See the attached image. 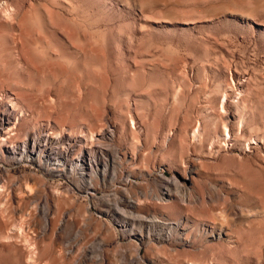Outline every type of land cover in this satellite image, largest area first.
Listing matches in <instances>:
<instances>
[{
  "label": "rangeland",
  "instance_id": "rangeland-1",
  "mask_svg": "<svg viewBox=\"0 0 264 264\" xmlns=\"http://www.w3.org/2000/svg\"><path fill=\"white\" fill-rule=\"evenodd\" d=\"M12 102L13 141L43 131L80 139L71 157L106 150L97 182L113 192L128 168L141 201L57 195L79 176L7 162L0 264H264V0H0V113ZM160 172L190 178L188 203L151 198ZM108 208L145 226L183 213L193 246L151 242L139 260Z\"/></svg>",
  "mask_w": 264,
  "mask_h": 264
},
{
  "label": "bare ground",
  "instance_id": "bare-ground-1",
  "mask_svg": "<svg viewBox=\"0 0 264 264\" xmlns=\"http://www.w3.org/2000/svg\"><path fill=\"white\" fill-rule=\"evenodd\" d=\"M14 103L15 102H12V104H10V106H8L6 110H4L0 113V166L1 167L4 166L7 162H9V163H11V165H10L11 167H13L14 165L16 167V165H19V164H24L25 166L29 165V166H32L33 168L37 167L38 171L43 172V175L45 177H57L58 176V177H65L67 180H71V179H74L75 177L79 176V178H80L79 183L77 186H75V188L65 190L63 192L59 191L57 193V195H59V194L60 195H63V194H67V195L78 194L79 195V194H81L82 196L85 195L89 198H95V197H97L99 192H102L103 197L106 200L114 192V195L117 198L116 200L118 202L122 201L121 198H125V199H128V201L131 205L138 206L140 204L141 199H134L133 194L131 193V186H133L136 183L135 179L133 178V171L132 170H129L128 168L127 169H123V168L121 169V174H124L123 176H125V177L119 178L117 175V176H115L114 181H116V184H117V182L123 181V182H121V184H124V186H122V187L117 186L118 188L116 187L117 189H115L113 192L110 189H108L107 187H105V185H102V184L100 185L97 182V179L99 177H101V175L103 176L104 180L107 179L108 164H109V160H108L109 158L108 157H110V153L106 150L105 151L101 150V151H103V153L100 154V156H98V155H95L96 153L94 154L93 150H91V149H85L84 151H82L84 148L81 147L79 149V151H80L79 154L78 155L76 154L77 156L71 157V153L73 152L74 147H76L80 143V139H77L75 137L70 138L68 140H71V143H72V141H74V144H70V142H67L65 144V142H63L59 138H55V136L51 135L50 133L49 134L42 133L43 131L42 132L26 131L25 137L23 138L22 141H20V142L13 141L12 138L14 137L15 133L17 132L16 129L12 128V126H11L12 121L14 119L13 115L14 114H16V115L21 114V113L19 114L20 111L18 112V111L14 110L15 109V107H14L15 105H13ZM10 107L12 109H10ZM19 110H20V108H19ZM5 129H7L8 131L4 132ZM109 135L112 137L115 135L114 129L109 130ZM16 136H17V134H16ZM61 144H63V145L65 144L63 149L61 148ZM51 146L55 147V149L57 148V153L55 154L56 155L55 161H52V159L50 160L49 147H51ZM55 149H54V151H55ZM95 151H96V149L94 150V152ZM112 157H113V155H112ZM112 160L116 161V159H113V158H112ZM117 164H119V163H117ZM78 173H80V174L78 175ZM160 178L162 179L161 181H164L163 185L160 186L158 191L152 190L151 195H150L151 198L154 201H156V203L165 204L167 202V200L174 199V198L179 199L180 202H182V203H188L189 197L192 196L191 191L193 189V188L190 189V187L188 186L190 184V182H188L186 179L190 180L189 177L185 176V179L182 180V179H180L179 176L178 177L173 176V178H171V179L164 180V174L160 172ZM28 183H27V185H29ZM10 185L12 186V184H10ZM33 185L34 184H32V186ZM30 186H27V187L29 188ZM4 187H6V186H4ZM4 187H2V189ZM28 188H27V190H25V192H29V194H30V192L33 193V190H34L33 187H30L29 190H28ZM21 190L23 191V189H21ZM37 191H41L40 193H42V190H37ZM23 192H21V193H23ZM25 192H24V194H25ZM34 193H35V190H34ZM40 193H38V194H40ZM38 194L36 196H38ZM26 195H28V194H26ZM143 195L146 197L148 196L147 193H144ZM122 209L124 210V208H122ZM105 210H106V214L108 216L107 221H106L107 225L112 226V227H113V223H116L118 225V233L120 234L121 237H123L124 240H126V241L129 240L130 242H132L134 244L133 246L137 252L136 253L137 256H135V257H138L139 260H143V261L146 260L145 256L142 257L140 255L141 246H144L147 244L149 245V243H151V242H156L157 244H163V243L166 244V242H170L171 240H174V241L178 242L179 244L193 246L194 241L190 237L191 235L188 234L186 231L187 229L192 230L191 229L192 225L190 226L191 223L190 224L188 223V220L184 216L185 214H183V213H180L178 219L177 218L171 219L170 217L166 216L165 214H163V215H165L166 217H162L160 215H155L150 220L151 221L149 223L150 225L145 226L144 223L141 222L142 221L141 217H143V216L140 217L141 219L139 218V216L142 214H139V216L137 214L138 219L140 221L139 220L138 221L137 220H129V218H127L128 216L121 217L120 219H116V217L114 216V212H112L111 209L108 208ZM132 214H134V213L133 212L131 213V215H130L131 217L133 216ZM143 215H145V214H143ZM135 216H136V213H135ZM186 216L188 217V215H186ZM144 217L146 218V216H144ZM144 217H143V219H144ZM144 220H146V219H144ZM196 223H195V225H196ZM152 225L160 226L159 231H155L153 229V227H151ZM195 227H197V226H195ZM203 227H204V225H203ZM114 230H116V229L114 228ZM223 231L224 230L216 232L213 228V230L210 232V235L211 236H218L219 238H221L223 240V238H222L223 234H224ZM205 234H208V233H205ZM219 238H217V239H219Z\"/></svg>",
  "mask_w": 264,
  "mask_h": 264
}]
</instances>
